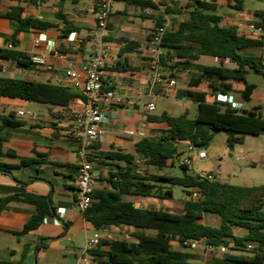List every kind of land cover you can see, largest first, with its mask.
Returning a JSON list of instances; mask_svg holds the SVG:
<instances>
[{"label":"trees","instance_id":"16d2710c","mask_svg":"<svg viewBox=\"0 0 264 264\" xmlns=\"http://www.w3.org/2000/svg\"><path fill=\"white\" fill-rule=\"evenodd\" d=\"M118 1L138 4L142 11L146 8L158 9V5L151 2ZM236 2V8L242 9L243 0ZM185 8L189 13L188 19L167 28L163 34L162 47L166 49V55L162 65L165 72L171 73L176 68L196 67L199 70L200 76L190 81L191 89L178 92V96L198 103V115L191 119L187 113L177 117L167 112L161 115L149 113V121L165 123L167 128L157 136L139 140L135 145L136 155L122 152L99 154L113 164L114 170L107 178L109 188L94 190L93 204L84 212V217L97 231L113 226L135 229L132 236L136 240L101 239L89 252L101 264H201L199 255L187 251L191 241L201 240H205L207 246H224L228 249L222 255H213L205 264H264V185L237 186L216 178L210 180L191 173L188 165L180 164L182 174L179 176L137 171L138 160L147 167L159 170H164L171 160L175 167L176 158L185 154L179 149L181 142H191L197 148L205 147L216 131H225L227 143L233 148L243 144L244 135H264V114L260 107L236 110L218 101L209 103L204 92L192 89L206 82L214 93L227 95L237 92L245 103L252 100L257 85L248 82L246 73L253 70L264 75V10L254 12L252 25L262 31L259 37L254 38L240 34L237 26L223 24L222 16L216 13L217 0H187ZM170 11L167 9V13ZM5 18L16 28L15 35L8 40L14 49L0 48V61H12L20 68L32 69L34 64L31 57L15 49L19 44L17 36L33 29H46L51 24L36 18H24L20 6L11 7ZM155 26L153 32L165 27L163 15L155 18ZM251 50L261 51V54H252ZM202 56L228 58L233 65H195L193 61ZM2 71L0 64V97L63 110H67L77 97L68 87L10 78L1 74ZM1 121L0 172L11 174L16 169L29 166L39 168L46 163L42 157H22L14 151L4 153L3 145L9 140L11 132L22 127L24 122L15 113H10ZM89 157L93 159L91 155ZM6 158L18 163L3 161ZM176 187L182 188L186 196L182 213L142 209L126 199L128 194L172 199ZM194 192L201 197L192 199ZM13 201L35 207L22 231L14 233L17 237L37 230L54 212L47 196L27 193L21 188L0 199V213ZM209 217H216L217 224L201 222ZM239 229L244 234H237ZM174 242L178 243L179 250L173 249ZM103 246H109V250H103ZM0 264L7 263L0 261Z\"/></svg>","mask_w":264,"mask_h":264},{"label":"crops","instance_id":"0c3cea01","mask_svg":"<svg viewBox=\"0 0 264 264\" xmlns=\"http://www.w3.org/2000/svg\"><path fill=\"white\" fill-rule=\"evenodd\" d=\"M99 1L40 0L38 3V0H0V48H7L8 40L15 35V26L5 18L13 6L23 8L24 18H36L51 24L43 30L33 29L20 33L17 36L19 44L15 48L27 57L46 55V65H34L32 69H25L18 67L15 62L2 60L0 64L6 70L1 74L10 78L68 87L77 95L67 110L0 97V124L1 119L10 113H15L24 122L22 127L11 132L9 140L3 145V152L14 151L22 157H42L46 160L39 168L23 167L11 174L0 172V199L22 188L27 193L47 196L54 209L53 215L46 218L37 230L23 237H17L14 233L22 231L35 207L13 201L0 213V261L7 264H83L81 258L91 236L98 233L102 239H108L111 234L112 238L108 240L118 239L113 227L97 231L77 207L80 160L77 144L69 135L74 125V115L82 111L85 105L82 89L86 81L87 67L92 53L99 46L98 40H92L99 38L101 34L97 29L96 18ZM165 1L167 0H160L158 9L147 13L138 4L114 0V11L105 37V42L111 44L113 50L103 66L102 78L105 88L113 90L122 97L123 102L105 106L108 117V122L104 124L105 136L91 146L90 155L93 159L90 161L94 167L96 189L109 188L107 178L114 170L113 164L100 157V153L122 152L136 155L135 145L139 140L157 136L167 128L165 123L148 120L146 104L151 92L148 77V40L156 27L155 18L159 15L164 18L171 16L174 19L172 27L187 20L189 13L185 8L187 0ZM254 2L260 3L261 7L255 8ZM217 4L216 13L222 16L223 24L237 26L240 34L247 37L260 36L252 22L255 20L254 12L264 10V0H243L240 10L236 8V0H217ZM167 9L171 11L167 13ZM73 34H76L75 38L72 37ZM38 40L39 44L36 43ZM50 45H53V49L48 53ZM250 53L260 55L261 51L251 50ZM204 58L202 56L193 63L202 66L215 65ZM70 70H75L81 77L71 79L68 76ZM166 73L176 80V85L165 83L159 87L156 90L157 99L172 98L194 102L178 96V92L191 89L190 81L200 76L199 70L196 67L176 68L172 73ZM204 83L192 89L204 92L206 101L212 103L220 93H214ZM227 95L241 99L237 92H229ZM248 103H245L244 108L249 109ZM21 111L24 115L20 114ZM29 114H34V117ZM128 130L135 134L127 135L125 131ZM190 143L186 141L180 145L189 150ZM3 161L18 163L17 160L8 158ZM141 162L143 161H137L139 173L144 171L141 169ZM168 166L173 167L171 160L168 161ZM173 193L175 194L174 190ZM183 194L182 198L185 199V193ZM130 196L135 199H130ZM173 197L164 200L128 194L126 199L142 209H158L149 207V204L158 200H173ZM129 232L134 233L135 229L131 228ZM236 233L241 235L244 231L239 229ZM102 249L109 250V246H103ZM90 258L93 264H101L89 255L88 259Z\"/></svg>","mask_w":264,"mask_h":264},{"label":"built area","instance_id":"2783aa9c","mask_svg":"<svg viewBox=\"0 0 264 264\" xmlns=\"http://www.w3.org/2000/svg\"><path fill=\"white\" fill-rule=\"evenodd\" d=\"M140 2H151L160 6V0H137ZM40 3V0H38ZM114 0H100L98 10L96 13L97 18V29L100 31L99 38H94L92 40H98V47L92 53L86 72V81L82 89L83 96L85 98V105L82 111L74 115V125L70 130L69 135L77 144V155L80 160V170L79 178L77 181L78 195L76 199V204L78 209L84 214L93 204L92 194L96 189L95 176H94V167L92 162L89 159L91 146L94 142L102 140L105 136L104 124L108 122V117L106 115L105 106L118 105L123 102L122 97L118 96L113 90L105 89L103 78H102V69L107 61L110 53L113 48L112 45L105 42V37L108 33L109 22L111 15L114 11ZM152 9L146 8L145 12L150 13ZM167 27L157 28L154 32L150 34L148 40V55H149V87L150 95L149 101L146 104V110L149 113L156 111V99L157 94L156 90L163 86L165 83L170 86L176 85V80L170 78L162 65V59L166 55V49L162 47V37L165 33ZM258 34H261L262 31L257 29ZM76 34H73L72 37L75 38ZM37 44L40 41H36ZM8 49H14L12 43H7ZM53 45L49 46L48 53H51ZM213 62L217 65L232 66L230 59H221L219 57H213ZM33 64L37 67L46 65V55H34L31 57ZM6 70V67L3 68ZM68 76L71 79H79L81 76L75 71L70 70ZM218 101L222 105H230L233 109L241 110L245 106V102L242 99L234 95H223L218 94L214 98L213 102ZM212 102V103H213ZM21 115H24V112H20ZM30 117H34V114H29ZM129 136L135 134L134 131H125ZM197 147L193 144H189V150L194 151ZM207 154L205 150H201L197 153L196 157H186L179 160L180 165L194 164L195 160L205 159ZM237 161L246 160V157L243 153H239L236 156ZM202 178H207L210 180L215 179L211 174H204L202 172L196 173ZM201 195L198 192L192 194V199L197 200ZM116 232L121 230H130V227L127 226H113ZM111 234L108 239H111ZM102 237L100 234L96 233L87 240L86 250L81 258L83 264H89V252L93 250L100 242ZM201 245L205 247V252L211 257L215 254L219 255L221 252H226L228 250L226 247H215L207 246L205 240L201 241H191L190 247L188 250L195 251Z\"/></svg>","mask_w":264,"mask_h":264},{"label":"rangeland","instance_id":"374dc122","mask_svg":"<svg viewBox=\"0 0 264 264\" xmlns=\"http://www.w3.org/2000/svg\"><path fill=\"white\" fill-rule=\"evenodd\" d=\"M254 7L259 9L261 4L254 2ZM173 20L174 19L171 16L165 18V26L170 28ZM204 60L214 64L211 57H205ZM246 78L248 82L257 85L253 100L248 103L247 108L252 109L254 107H260L264 114V75L253 70H248ZM204 84L208 87L207 83ZM164 112L175 117L187 113L189 118L195 119L198 115V105L195 102H188L187 100L178 101L172 98H159L156 103V111L153 113L161 115ZM179 149L184 151L185 154L176 158L175 167L168 166L164 170H159L156 167H147V165L141 162V169L154 174L179 176L182 174L179 167V160L189 156L196 157L199 151L205 150L207 157L205 159L195 160L194 164L189 166L191 173L196 174L202 172L204 174H211L214 178L222 182L237 186L264 185V135H244L243 144H238L234 146V150H231V147L227 143V133L225 131H216L214 132L212 140L205 147H199L194 151H190L186 149V146L179 144ZM241 152L246 157V160L237 161L236 156ZM173 190L175 192L173 200H158V202H155L154 204H149V207L164 209L171 213H182L184 206V199L182 198L184 194L182 188L176 187ZM130 199L135 198L130 196ZM217 220L216 217H209L206 220H203V222L207 224H217ZM132 235L133 232H129L128 230H121L120 232L115 233L116 238L126 239L133 242L135 241V238ZM173 249H180L177 242L173 243ZM187 251L199 255L201 258V264L208 262L211 259V255L206 254L203 245L195 251L188 249ZM227 251L228 250H226V252ZM226 252H221L219 255ZM92 261L93 260L90 258L89 263L93 264Z\"/></svg>","mask_w":264,"mask_h":264},{"label":"water","instance_id":"95a60500","mask_svg":"<svg viewBox=\"0 0 264 264\" xmlns=\"http://www.w3.org/2000/svg\"><path fill=\"white\" fill-rule=\"evenodd\" d=\"M234 148L233 147H231V150H233Z\"/></svg>","mask_w":264,"mask_h":264}]
</instances>
